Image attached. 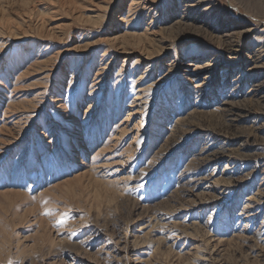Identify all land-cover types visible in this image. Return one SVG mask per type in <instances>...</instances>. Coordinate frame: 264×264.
<instances>
[{"label":"rangeland","instance_id":"1","mask_svg":"<svg viewBox=\"0 0 264 264\" xmlns=\"http://www.w3.org/2000/svg\"><path fill=\"white\" fill-rule=\"evenodd\" d=\"M0 264H264V0H0Z\"/></svg>","mask_w":264,"mask_h":264},{"label":"snow or ice","instance_id":"2","mask_svg":"<svg viewBox=\"0 0 264 264\" xmlns=\"http://www.w3.org/2000/svg\"><path fill=\"white\" fill-rule=\"evenodd\" d=\"M47 214V213H46Z\"/></svg>","mask_w":264,"mask_h":264}]
</instances>
